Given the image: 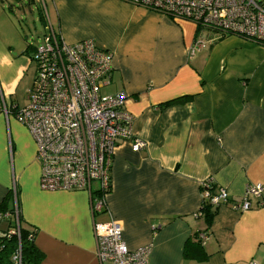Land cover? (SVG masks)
Wrapping results in <instances>:
<instances>
[{"label": "crops", "instance_id": "crops-1", "mask_svg": "<svg viewBox=\"0 0 264 264\" xmlns=\"http://www.w3.org/2000/svg\"><path fill=\"white\" fill-rule=\"evenodd\" d=\"M40 2L63 41L92 39L112 54L102 91L126 94L132 133L146 143L137 152L116 146L99 212L86 191L40 189L35 141L14 116L34 46L0 2V203L9 194L21 222L37 230L40 264H99L93 226L111 219L130 249L150 246L147 264H264V206L255 198L245 211L232 205L247 184L264 185V43L125 0ZM198 39L204 46L192 54ZM208 179L229 194L209 223L201 211Z\"/></svg>", "mask_w": 264, "mask_h": 264}, {"label": "built area", "instance_id": "built-area-1", "mask_svg": "<svg viewBox=\"0 0 264 264\" xmlns=\"http://www.w3.org/2000/svg\"><path fill=\"white\" fill-rule=\"evenodd\" d=\"M125 1L221 33L264 41V0ZM202 46V40H195L190 53ZM31 59L35 77L26 105L14 116L35 141L39 187L46 191H86L92 212H99L111 187L116 146L129 142L134 152L146 146L132 133L133 116L125 107L126 94L102 91L110 82L112 54L92 39L66 43L45 20ZM201 186L202 203L213 209L229 201L224 188L212 189L211 179ZM250 198L256 199L257 206H264L262 183L247 184L241 199L232 205L248 210ZM93 229L99 264H147L150 246L130 249L116 220L94 223ZM13 259L20 264L19 253Z\"/></svg>", "mask_w": 264, "mask_h": 264}, {"label": "trees", "instance_id": "trees-1", "mask_svg": "<svg viewBox=\"0 0 264 264\" xmlns=\"http://www.w3.org/2000/svg\"><path fill=\"white\" fill-rule=\"evenodd\" d=\"M23 1L24 0H0V2L4 5L5 10L10 13L16 24L20 20V17L17 16V11L20 12V10L26 9V3ZM35 2L38 4L37 11L39 14V20L44 29L45 17L43 14V7L40 4V0H36ZM27 8L30 9V6ZM262 43H264V41H262ZM34 47L32 49H34ZM185 100V97L178 98L166 102L165 105L177 102L182 103ZM9 198L10 195L7 194L0 203V264H16L15 260L13 259V256L16 253H19L20 264H40L44 259V254L35 245V236L37 230L35 228L28 227L21 222L19 215L17 214V210H15V206L8 204ZM212 210L213 208L210 204L207 202L202 203L201 211L207 223H209L211 220L213 213ZM12 231L15 233H12ZM198 237L199 236L197 234L194 235V238L197 240ZM190 241L191 240L188 239L185 243L184 257L191 256L190 248L192 244ZM199 252L200 253H198L196 257L203 258L205 253L202 252V249H200Z\"/></svg>", "mask_w": 264, "mask_h": 264}, {"label": "rangeland", "instance_id": "rangeland-1", "mask_svg": "<svg viewBox=\"0 0 264 264\" xmlns=\"http://www.w3.org/2000/svg\"><path fill=\"white\" fill-rule=\"evenodd\" d=\"M35 1L36 0H24L23 2L26 3V9L20 10L19 15L17 14V16L20 17V20L17 23L18 30L26 37V41L33 46L37 45L44 30L39 20V14L37 11L38 4ZM27 4L30 6V9L27 8ZM14 34L19 37V33H17V31ZM34 77L35 64L32 63L22 80L21 89L16 96L18 99L17 103L19 104V108H22L24 105H26V91L32 86L31 84Z\"/></svg>", "mask_w": 264, "mask_h": 264}]
</instances>
